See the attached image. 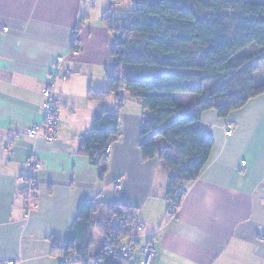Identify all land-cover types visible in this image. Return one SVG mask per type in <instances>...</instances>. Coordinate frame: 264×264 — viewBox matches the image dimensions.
Returning <instances> with one entry per match:
<instances>
[{"label":"crops","instance_id":"crops-1","mask_svg":"<svg viewBox=\"0 0 264 264\" xmlns=\"http://www.w3.org/2000/svg\"><path fill=\"white\" fill-rule=\"evenodd\" d=\"M110 9V0H0V264H60L55 247L65 245L86 202L130 207L143 228L132 264L149 244L158 250L154 264H264V95L226 119L204 113L201 127L215 142L210 162L171 212L164 163L144 160L140 149L142 103L126 92L121 106L115 96L89 98L108 91L118 64L104 18ZM58 58H65L61 74L72 76L54 92L57 139L32 140L27 130L44 120L43 89ZM102 111L118 114L122 136L104 174L81 151ZM32 157L42 168L34 173L38 207L28 217L20 177ZM94 232L92 257L103 241Z\"/></svg>","mask_w":264,"mask_h":264},{"label":"trees","instance_id":"trees-1","mask_svg":"<svg viewBox=\"0 0 264 264\" xmlns=\"http://www.w3.org/2000/svg\"><path fill=\"white\" fill-rule=\"evenodd\" d=\"M130 2L126 18L114 17L118 6ZM105 23L114 36L118 64L108 77V91H90L91 100L115 96L120 106L122 84L131 99L144 108L140 149L144 160L160 159L168 172L170 211L210 162L214 139L201 127L204 113L216 111L226 119L252 99L264 95V0H110ZM78 43L75 39L74 46ZM118 117L99 113L82 153L104 174L105 149L119 133ZM160 138V141H156ZM135 222L123 202L100 209L82 205L62 248L60 259L76 254L79 264H132L119 254L130 235L127 223L112 226L115 216ZM93 230L103 236L92 257Z\"/></svg>","mask_w":264,"mask_h":264},{"label":"built area","instance_id":"built-area-1","mask_svg":"<svg viewBox=\"0 0 264 264\" xmlns=\"http://www.w3.org/2000/svg\"><path fill=\"white\" fill-rule=\"evenodd\" d=\"M70 56L78 57L80 55V49L76 46L69 52ZM65 58H58L56 61L57 72L53 74L47 82V86L43 89V95L46 98V103L44 105V120L41 124H37L31 126L27 130V136L32 140L43 139L48 143H53L57 139L59 125L61 122V118L58 114L57 102L55 99V89L59 83V81L66 82L71 76L72 72L66 71L61 74V70L59 66L63 64ZM119 95L122 96L125 92V85L122 84L119 89ZM117 114V113H116ZM117 122L119 124V116L117 114ZM233 127L232 125H228L226 127V135L228 137L233 135ZM122 136L119 133L114 137V140L108 145L105 149L104 156L109 157L112 153V148L115 142L121 140ZM29 171L27 175H22L20 177V182L25 185L24 196L26 201V211L28 217L30 213L38 207V182L34 177V173L42 168V163L35 157H32L28 161ZM121 179H118L116 190H121ZM129 216L125 214V216H115L112 217L111 224L112 226H119L120 223H127ZM125 231H130V235L125 239H122L119 246V254L125 259L132 260L137 254V241L140 238L143 228L142 225L137 221L132 223H127L124 227ZM103 240V238H102ZM158 250L154 245H147L140 249L141 262L140 264H154L158 258ZM80 258L76 254H70L65 259H60V264H79ZM2 264H19V262L9 261Z\"/></svg>","mask_w":264,"mask_h":264},{"label":"rangeland","instance_id":"rangeland-1","mask_svg":"<svg viewBox=\"0 0 264 264\" xmlns=\"http://www.w3.org/2000/svg\"><path fill=\"white\" fill-rule=\"evenodd\" d=\"M116 8H117V10L114 13V17L115 18H118V19H124V18H126L127 13L130 10H132V5H131L130 2L125 1L124 3H122L120 6H118ZM258 75H264V73H262L261 70H260V72L258 73ZM115 115L117 116V114H115ZM97 234H98V236H101L103 238V236L98 231H95L94 232V236L97 237Z\"/></svg>","mask_w":264,"mask_h":264}]
</instances>
